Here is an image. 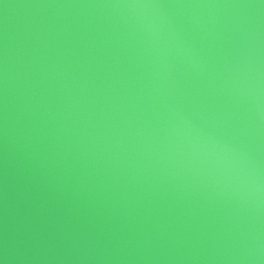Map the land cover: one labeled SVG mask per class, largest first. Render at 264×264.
Instances as JSON below:
<instances>
[{"label": "water", "instance_id": "95a60500", "mask_svg": "<svg viewBox=\"0 0 264 264\" xmlns=\"http://www.w3.org/2000/svg\"><path fill=\"white\" fill-rule=\"evenodd\" d=\"M0 264H264V0H0Z\"/></svg>", "mask_w": 264, "mask_h": 264}]
</instances>
